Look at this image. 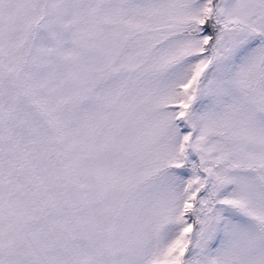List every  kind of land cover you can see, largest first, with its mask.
<instances>
[{
    "label": "snow or ice",
    "instance_id": "1",
    "mask_svg": "<svg viewBox=\"0 0 264 264\" xmlns=\"http://www.w3.org/2000/svg\"><path fill=\"white\" fill-rule=\"evenodd\" d=\"M0 264H264V0H0Z\"/></svg>",
    "mask_w": 264,
    "mask_h": 264
}]
</instances>
